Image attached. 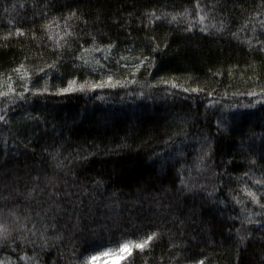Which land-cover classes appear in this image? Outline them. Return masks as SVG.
Here are the masks:
<instances>
[{
  "label": "trees",
  "instance_id": "obj_1",
  "mask_svg": "<svg viewBox=\"0 0 264 264\" xmlns=\"http://www.w3.org/2000/svg\"><path fill=\"white\" fill-rule=\"evenodd\" d=\"M194 3L54 0L45 9V0H0V74H10L25 62L29 68L42 67L57 61L63 53V66L47 76L40 74L38 86H66L73 76L81 83L100 79L103 73L81 66L82 61H76L74 69L72 61L87 49L85 61L94 67L95 60L107 54V45L113 43L114 58L108 63L116 79L131 78L132 69L125 65H134L142 56H154L152 69L142 66L136 71L138 81L147 79L155 84L165 78L184 87L204 89L201 93L170 89L179 93L173 97L165 94L170 86L159 85L154 99L128 95L129 89L30 96L29 102L21 101L9 112V125L0 123V160L5 161L0 167V191L7 196L5 184L12 186V191L19 187L23 193L19 196L21 208L36 212L42 211L41 206L47 207L44 202L53 192L46 178L52 179L62 194L75 193L70 196L73 201L89 204L95 196L92 208L98 226L86 247H118L114 240L136 243L150 229L160 234L149 257L138 256L135 264H145V259L152 264H176L169 256L174 244L180 246L181 264H194L200 259L205 264H261L264 238L258 226H247L255 234L250 243L237 244L241 222L230 217L238 216L239 206L232 201L230 190L242 187L235 178L248 170L245 157L254 158L248 145L253 144L257 153L264 150V107L239 109L245 114L234 123L229 120L232 131L225 134L217 130L221 110L229 115L237 111L231 107L233 103L250 102L251 98L238 97L237 93L256 83L264 85V51L249 48L251 29L238 31L244 23L239 8H251L253 0L236 8L232 0H226L224 10H214L215 15L205 21L211 34L199 27L185 30L196 23L191 14ZM70 11H78V15L61 19ZM229 12L234 19L226 21ZM222 23H230V29L224 31ZM17 27L24 35L16 34ZM96 46L105 51L97 53ZM120 57L124 60L118 66ZM129 88L140 91L138 86ZM209 91L212 97L207 96ZM209 99L220 103L208 107ZM226 104L229 107L224 108ZM26 113L41 116L38 127L27 123ZM201 133L212 137V159L206 157L203 162L197 159L200 144L195 139ZM180 152L183 156L178 155ZM228 160L232 163L226 164ZM29 174L39 175V187L46 191L25 200L33 187ZM14 179L20 184L13 186ZM97 180L102 182L98 187L94 185ZM180 180L186 181L183 192L178 191ZM62 203L71 212L72 205L67 200ZM108 216L117 220L119 230L113 227L102 231L100 226L111 224V220L106 221ZM66 220L64 216L59 218L62 228ZM67 228L70 233L71 223ZM48 235L55 233L49 231ZM65 246L70 247L67 240L59 251L63 252ZM43 259L45 264H68V258L60 256L55 246L46 250Z\"/></svg>",
  "mask_w": 264,
  "mask_h": 264
},
{
  "label": "snow or ice",
  "instance_id": "obj_2",
  "mask_svg": "<svg viewBox=\"0 0 264 264\" xmlns=\"http://www.w3.org/2000/svg\"><path fill=\"white\" fill-rule=\"evenodd\" d=\"M53 2L54 0H45V9H48ZM232 2L234 8L246 5V0H232ZM225 4L226 0H211V3L209 0H195V3L191 4V14L195 18L196 23L189 24L185 30L191 31L193 28L199 27L202 32L211 34L205 21L215 15L214 10L220 9L223 11ZM12 7H15V5H12ZM7 11L8 9L5 8V12ZM41 14H43V10ZM239 14L243 16L244 23L238 31L242 30L247 32L251 29L253 33V36L248 40L249 48L253 51H264V0H259L258 3L256 0H253L251 8L240 7ZM77 15L78 11H70L68 17H61V19L69 20ZM150 15H152L153 19H159L155 17L154 14ZM175 19L176 17H173V20ZM232 19H234L232 12H229L228 15L224 17L226 21H231ZM202 25L203 27H201ZM67 26L68 25H65V27ZM221 27L224 31H228L231 24L222 23ZM16 34L24 35V32L21 28L17 27ZM9 35H11V33H9ZM66 35H71V33H66ZM232 35L235 36L236 33H232ZM49 39L53 40L55 37H49ZM93 44L95 45V37H93ZM115 47L116 45L109 43L107 45V54L96 59L94 67L88 65V62L85 61L84 54L88 51L87 49H84L83 52L72 61L74 69L77 67L76 61H82L84 63L81 66L91 67L92 72L103 73L100 79L84 80L81 83L78 78L73 76V78L67 80L66 86H38L37 77H40V79L42 78L40 74L47 76L49 72L59 70L60 67L63 66V53H61L60 59L51 64L46 63L42 67L36 66L29 68L25 62L19 64L10 74H0V77H2L4 81L0 83V105H3L0 107V123L9 125V112H11L14 107H19V102H29L30 96L44 98L47 96H60L71 93L87 94L103 89H129L127 92L128 95H139L154 99L155 94L159 91V85L170 86L169 89H165V94L173 97L179 95V93L172 92L170 89H180L182 93H201L204 91V89L200 87H184L176 80H168L165 78H160L155 84L149 83L147 79L143 82L138 81L135 78L136 71H139L142 66L147 69H152L155 61L154 56H142L134 65H125V67L132 69L131 78L126 77L123 80L116 79V74L112 72L111 66L108 63L114 58L112 56V51ZM94 50L97 53L105 51V49L100 46H96ZM73 51L75 52V49H73ZM122 60H124V57H120V59L116 61V64L119 66ZM129 86H138L140 91L137 93L134 89H130ZM257 88L259 89L258 91L256 90ZM207 96L212 97L213 92H207ZM236 96L248 97L251 98V100L248 104L239 102L233 103L231 107L237 109V111L229 115H224L221 110V118L217 121L218 132L227 134L232 131L233 123L240 120L245 114L240 112L239 109H255L257 105L264 107V85H260L259 83H256L255 87L245 92L237 93ZM99 98L102 99L103 97ZM219 103V101L209 99L207 106L212 107L214 104L218 106ZM227 107H229V105H224V108ZM25 115L28 124L35 123L37 127L39 126V122L41 121L40 115L33 116L29 113ZM229 120L233 123H230ZM195 139H197L200 144V155L197 159L200 162H203L206 157L211 160L212 137L208 134L201 133V135ZM262 144H264V141H262ZM241 145L243 147V141ZM24 147H28L27 143H25ZM247 150L254 158L249 160L245 157L248 170L235 178L237 183L242 184V187L230 190L232 201L235 205L239 206L238 216L230 217L233 221L239 219L241 222V228L237 229L238 245H244L245 242L250 243L255 238L254 232L247 227L248 225L258 226L262 233V238H264V164L261 163V161H264V150L258 153L253 151V144H249ZM7 155L8 153L5 152L4 156L6 157ZM178 155L183 156V152H180ZM4 162L5 161L0 160V167L3 166ZM177 162L179 163V160ZM231 163V160L226 162V164ZM197 167H199V165H197ZM46 179L48 185L53 188V192L48 193V200L44 202L47 204V207L43 208V206H41L42 211L40 212L28 211L21 208L19 196L23 193H21L19 187H16L15 191H12V186L5 184V190L9 192L7 196L3 194V191H0V264H45L43 259L44 253L47 249L54 246L57 247L60 256L68 258V264H92L93 261H98L101 257L115 256L122 251H124V255L120 260V264H135L138 256L148 258L150 252L157 246V242L160 240L161 236L157 231L150 229L144 232L139 242L131 244L123 243L115 249L107 246L100 249H90L86 247L85 245L96 236L98 220L92 208V205L96 204V197L92 196L89 204H85L83 200L78 202L73 201L70 199V196L75 193L62 194L52 179ZM177 179H179V175ZM29 181L33 187L31 191L27 193V196H25V200H29V198L34 195L46 191V188L39 187V175L32 177L31 174H29ZM101 183V181L97 180L94 182V185L98 187ZM172 183L173 186H175L176 181L174 180ZM19 184V179H14L12 181L13 186ZM180 185L181 187L178 191L183 192L186 187V181L180 180ZM27 186V184L24 185L25 188H27ZM192 187L195 188L197 185L193 184ZM191 190L192 189H189V191ZM93 191H95V188ZM65 200L72 205L71 212L63 205L62 202ZM221 203H224V201H221ZM249 205L252 207H249ZM105 207H109V205H105ZM61 216L67 217L63 228L58 222ZM107 220H111V224L106 223L100 226L102 231L105 229L111 230L113 227L119 230L120 225L116 219L108 216L106 217V221ZM69 223H71L70 233L67 228ZM181 224H183V221ZM49 231L54 232L55 235L49 236ZM192 239H195V237H192ZM65 240L68 241L70 247L65 246L64 251L60 252L59 246L63 245ZM179 248V245L174 244L169 250V256L176 261V264H181ZM145 264H152V261L145 259ZM194 264H205V260H196ZM261 264H264V257L261 259Z\"/></svg>",
  "mask_w": 264,
  "mask_h": 264
},
{
  "label": "clouds",
  "instance_id": "obj_3",
  "mask_svg": "<svg viewBox=\"0 0 264 264\" xmlns=\"http://www.w3.org/2000/svg\"><path fill=\"white\" fill-rule=\"evenodd\" d=\"M114 245H120L123 244L119 240L113 241ZM109 248H117V247H109ZM126 251V250H125ZM124 255V251L120 252L118 255L115 256H107V257H101L98 261H93L92 264H120V260Z\"/></svg>",
  "mask_w": 264,
  "mask_h": 264
},
{
  "label": "rangeland",
  "instance_id": "obj_4",
  "mask_svg": "<svg viewBox=\"0 0 264 264\" xmlns=\"http://www.w3.org/2000/svg\"><path fill=\"white\" fill-rule=\"evenodd\" d=\"M124 244H126V243H124Z\"/></svg>",
  "mask_w": 264,
  "mask_h": 264
}]
</instances>
